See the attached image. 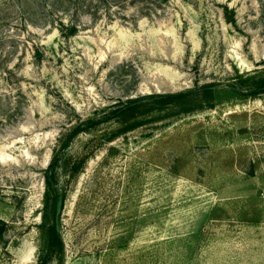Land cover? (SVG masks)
Segmentation results:
<instances>
[{
	"label": "rangeland",
	"instance_id": "rangeland-1",
	"mask_svg": "<svg viewBox=\"0 0 264 264\" xmlns=\"http://www.w3.org/2000/svg\"><path fill=\"white\" fill-rule=\"evenodd\" d=\"M246 75L264 76V0H0V264L42 259L45 172L77 126L48 264H264V95L229 89ZM208 83L211 107L88 127Z\"/></svg>",
	"mask_w": 264,
	"mask_h": 264
},
{
	"label": "trees",
	"instance_id": "trees-1",
	"mask_svg": "<svg viewBox=\"0 0 264 264\" xmlns=\"http://www.w3.org/2000/svg\"><path fill=\"white\" fill-rule=\"evenodd\" d=\"M238 82L229 84V89L234 94L249 98H257L264 95V76H240ZM217 86L218 84L216 83H208L186 92L149 94L127 100L126 102L113 106L102 118L89 120L90 126L88 127L92 128L101 123L118 120L123 125H126L119 130V133H126L136 129L143 123L133 121L139 119V117H148L155 111H162L173 107L177 109L178 113L187 114L194 111V106L198 101L201 104H208L211 107L215 101ZM83 131L84 128L81 126H77L72 130L68 137L61 142L59 150L51 159L45 172V214L43 215L44 222L42 226L46 234V246L44 255L38 264H48L52 258H56L60 262L63 257L64 244L60 233V216L65 195L57 189V171L58 168L64 169L66 167V160H63L61 151H65L69 143ZM83 160L79 161V165L77 164L78 166L74 172H78L81 169Z\"/></svg>",
	"mask_w": 264,
	"mask_h": 264
},
{
	"label": "water",
	"instance_id": "water-1",
	"mask_svg": "<svg viewBox=\"0 0 264 264\" xmlns=\"http://www.w3.org/2000/svg\"><path fill=\"white\" fill-rule=\"evenodd\" d=\"M232 19H233V14H231V15H226V22H227L228 24L231 23Z\"/></svg>",
	"mask_w": 264,
	"mask_h": 264
}]
</instances>
